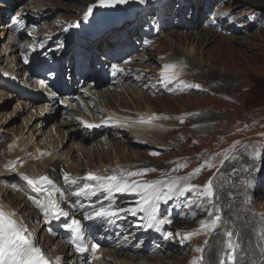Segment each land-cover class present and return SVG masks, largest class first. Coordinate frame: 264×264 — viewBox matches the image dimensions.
<instances>
[{"label":"rangeland","instance_id":"374dc122","mask_svg":"<svg viewBox=\"0 0 264 264\" xmlns=\"http://www.w3.org/2000/svg\"><path fill=\"white\" fill-rule=\"evenodd\" d=\"M92 1L9 0L7 2L0 0V11L6 13L3 15V19L1 18L0 27L2 23L13 27L12 36L15 41L17 40V47L23 46L25 49L30 41L37 42L33 40V36L46 40L50 39L52 33V36L57 37L54 34L62 33L64 29L67 30V25L79 19L85 6ZM209 1H211L210 6L207 5ZM195 3L197 4V12L194 13L190 10V8L193 9V0H187L181 13L174 11L171 6H167L163 15L159 17L153 13L143 16L144 28L129 36V41H132L131 48L136 52L119 62L120 67H125L126 70L133 72V78L136 80L133 81V84L130 81H124L122 82L123 86H115L120 90V98L125 105L128 101L126 96L122 94V90L129 91L127 96L132 97V99L130 98L132 101L136 99L135 105L142 112H145L147 110L145 107H147L158 113L157 115H166V117L170 115V117H182V119H174L175 127L171 125V129H168L171 132H167L165 136L156 140L155 145L132 143L131 140L127 142L126 139L124 141L121 139L122 141L118 143V138L96 136L83 147L93 146L94 152L90 158L92 163L100 160V162L108 165L117 161L120 162L119 164H123L124 158L130 157V160H135L136 163V166L130 171L144 168L156 169V171L146 175V179L149 180L167 177L164 174L168 173L169 167L165 163V159H170L168 162L171 163V168H175L177 158L185 156L180 160L183 165H186L182 167L180 177L188 176L196 168L204 165L201 172L192 176L193 179L190 181L192 185L197 186L196 191L202 189L208 179L214 177L215 174L213 186L217 196L213 198V205H205L201 200H198L196 191L188 192L185 196L186 200L181 205L169 204L172 207L170 210L176 215L173 220L175 230L171 231L174 235L172 240L175 241L172 245H176L174 247L176 250H172L174 252L171 251V253L170 251H163L156 256H164L168 252L167 255L159 259L154 257L155 260L149 256L141 258L142 260L135 259L139 260L138 262L146 264H194V262L195 264H218L223 261L224 264H233V257L235 256L236 264H262L261 261H264V0H196ZM38 4L43 5V7L38 8ZM2 8L10 9V11ZM24 9L33 11L29 20L21 18L27 14V12L22 13L21 10ZM211 11H213L211 13L213 17L223 19L222 26L227 28L216 29L211 25L213 20H207L208 16H206ZM203 20L207 22H202ZM17 22L20 23L14 26ZM22 22L25 25H22ZM65 22L66 26H64ZM198 23L201 25L192 27ZM207 23L209 24L206 25ZM49 24L55 30L52 33L47 29ZM202 29L204 31L201 32ZM195 31L199 32L190 33ZM215 32H218V35ZM2 34L3 31L1 30L0 37ZM210 37L212 38L210 39ZM11 38L9 36V40L0 46L2 53ZM67 38L68 36L65 35V39ZM139 43H143V47ZM11 48L14 50L13 47ZM24 49L19 51L17 55L15 54L17 57L14 64L15 71L18 68L16 65L20 66L21 64L19 57H29L24 54ZM0 61L2 62L0 68L2 67L1 69L7 71V59L3 58L2 61L0 58ZM169 64L177 66L175 70H179V72L176 71L179 74L178 81L165 83L160 74L164 72V66ZM25 77L23 75L19 79L22 80ZM141 80L146 81L145 84L142 86H139L138 83L135 84ZM196 84L200 85V89L185 87V85ZM107 88H111V86H98L96 91L103 94ZM138 93H142L139 98ZM14 96L10 89L0 87V134L3 135L7 131V122L10 120L13 123L8 130L10 134L13 133L14 135H18L22 130L25 120L33 124L31 128H34V123H37L36 117L32 116V113L39 111L32 112L33 108L25 110L18 98ZM144 96L145 99H142ZM90 102L96 106L99 104L94 99ZM115 103L117 102L113 100V102H109V106L114 108ZM42 104L40 101L37 102L39 106ZM222 104H224L223 109H230V117L229 113L224 111L218 114L214 112ZM74 106L59 107L49 111L47 130L49 131L54 126V132H57L59 137L67 139L66 134H68V139H70L69 137L75 132L71 129L75 127L71 118L75 108H77L75 104ZM97 115H101L100 111L97 112ZM220 119H222L221 123L224 127L218 126ZM229 121L235 125L236 129L240 130L231 137L239 135V140L228 141L221 145L218 143L220 137H226L229 133L227 129H231L226 127ZM61 133H64V137ZM186 140L188 145H191L190 148L185 144ZM233 145H235L234 149ZM245 145L249 146L247 150L244 148ZM71 146V143H67L64 149ZM163 146L170 149L162 150L164 155L172 151L175 152L162 157L164 160L157 157V150ZM226 146L230 149L232 156L226 159L220 167L219 163L222 159H212L211 156L202 152L211 151L217 155ZM151 151L156 153L155 159L149 157ZM189 153L194 156H186ZM256 153H259V156L253 161V156ZM72 156H75L74 153ZM140 158H144L148 162L146 163L144 159L140 160ZM122 160L124 161L122 162ZM206 161H209L213 166L208 167ZM18 162L16 161V163ZM245 168L253 169L251 175L259 177L258 183L252 188L244 186L243 182L248 175L244 171ZM233 169L239 171L233 174ZM255 169H259V171L257 172ZM173 174H175L174 171H171L170 175ZM176 176L174 175V177ZM2 180L4 183L5 180L9 183L6 187L12 188L15 191V196L20 198L28 196V193L24 192L23 186L25 185H20L16 178H2ZM18 184L19 186H17ZM3 185L5 184L1 182L0 197H3ZM6 197L11 199L13 195L9 194ZM115 197H120L122 200L129 199L124 194H116ZM137 200L139 198L126 202L134 204ZM23 201L28 205L30 204L28 197ZM174 202L178 203L179 200L176 198ZM214 205H219L218 214L221 215L222 222L213 232L200 230L199 221L210 219L205 208H210L216 214ZM21 207L22 204L19 208ZM31 207L30 204L21 219L27 223V228L33 231L38 227V224L35 223V217L31 221L27 220L30 218L27 213ZM98 229L99 232L105 231L104 228ZM118 230L120 231V227ZM197 230H199V234L189 238L188 243L176 241L180 239L179 236H186L187 233ZM225 230L234 234L231 237L235 249L234 253L227 249L229 238L225 235ZM32 231L29 232L32 233ZM256 232L257 235H255ZM177 233L179 235H176ZM145 238V236L139 237V239ZM43 240L44 238L40 233L37 241L42 245ZM138 242L139 240L134 243ZM177 248L180 249L179 252H177ZM197 248L203 249V251L198 252L196 251ZM43 249L47 254H50L49 251H46L45 245H43ZM199 253L205 257L204 263L196 260V255ZM99 264L113 263L103 260Z\"/></svg>","mask_w":264,"mask_h":264},{"label":"bare ground","instance_id":"6f19581e","mask_svg":"<svg viewBox=\"0 0 264 264\" xmlns=\"http://www.w3.org/2000/svg\"><path fill=\"white\" fill-rule=\"evenodd\" d=\"M5 1L9 2V0H5ZM153 1L154 2H157V1L161 2L164 0H148L147 3H150ZM145 4L141 5V4L136 3V4H134L135 6H132V4H129V5H124V7L132 9L133 12H134V10L136 12H138V10L141 7H143ZM33 5H34V3H33ZM37 7L41 8V7H43V5L38 4ZM3 10L10 11V9H3ZM21 11H23L22 13L27 12L26 15L21 16V18L26 19V20H29L32 13H33V11L30 9H28V10L24 9ZM5 14L6 13H4L2 10L0 11V24H1V20L3 19L2 17ZM222 16H223V14H222ZM26 20H24V21L27 23ZM79 20L80 19H77V21H79ZM219 20H221V19L220 18L216 19V22L218 23ZM77 21H75L74 23H69L67 25L69 32H67L68 29L67 30L64 29V31H62V33L54 34V35H57V39H56V36H52L53 35L52 32H54L55 30H53V27L51 26L52 27L51 28L50 24H49L47 29L50 30V33H52L50 36L51 38L44 40L41 37L39 38L38 36H33V40L37 41L38 43L30 41L27 44V46L25 47V49L23 48V46L17 47V40L15 41V38H13V36H12V33L14 31L13 27L7 26L4 23H2V26L0 27V31L1 30L3 31V34L0 37V43H1L0 46L6 40H9L8 39L9 36L12 37L11 40L8 41L9 43L5 46L3 53L1 52V47H0V58L2 61H3V58L7 59V67H8L7 71L2 69L3 71L1 74L3 76H1L0 86H2V84H3L1 81H6L8 84H11L10 82H12L14 86L9 85V88H13L14 94H17L18 96L24 98L25 101L29 102V103H27L25 101L19 102L22 106L25 107V110L26 109L27 110L32 109L33 102L35 100L43 101L42 106H35L33 108V110L35 109V111H39V113L35 112L36 114L32 113V116L36 117L35 120L38 122L36 124L34 123V125H35L34 128H31L33 125V124H31V122H27L25 120V122L22 121L23 122V128L21 127L22 130L18 133V135H14L13 133L10 134L8 128L11 125V123H13L10 120L7 122L8 127L6 129L7 131L5 132V135L0 134V184H1V182H3V184H5V185H3L4 188L3 189L1 188L3 191V193H2L3 197H0V207H2L5 212L15 213V215L13 216V219L17 220L18 223L22 224L23 228L25 229L24 235L29 236L34 241V245L36 247H39L41 250H42L43 244H45L46 245L45 248H47L46 251L50 252V254L48 253L47 255L52 260L55 261L56 257H60L59 264H76L77 262H79V264H85V263L97 264V262H96L97 259H92L91 254H89V257L87 258V262L85 260L84 261H78L76 259L74 254L70 251L69 247L64 243V238H62L61 236H58V229L61 225H63L66 222L65 218L62 217L61 221L58 223H54L53 220H55V219H52L51 217H48L46 220L44 217L43 211L41 210V208H39L37 206L38 202L43 200V198H44L43 194H41L35 190L32 191L26 185L25 187L28 190L27 192L32 193V194L35 193L36 195H38V198L29 197V201H30V204H32L31 209L35 208L36 210L39 211V213L37 211H36V213L29 211L27 215H30V218H28L27 220L31 221L35 217V221H36L35 223H37L38 220L41 222L42 225L39 224L38 227H36V229H35V231H37L36 233L38 235L41 233L42 236L45 237V242L40 246L38 241H37L38 236H36L35 234L29 233V231L30 230L32 231V229L27 231L26 230L27 226H25V224H24L25 221L23 220L24 221L23 222L21 220V215L24 216V212H26L27 208L30 207V204L28 205L27 203L23 202V200L25 198L22 200V199H20V197L15 196L14 195L15 191L12 188H7L9 186L6 187V185H8L9 183L6 180L4 183L2 178L14 177L18 181L26 184V182L21 178L22 174L28 175L30 178H36L40 175H48L51 179H53L57 183L58 187L65 189V195L63 197H61V196L56 197L57 201L61 204V207H63L65 210L69 211L71 215H75L77 219H81L82 225H84L85 229H87V226L89 224H92V221H83L82 211L79 209V205L83 204L84 207H88L89 205L96 204L98 201H103L104 203H107V201L104 200V195L102 193H97L96 196L76 197L75 195H73V192L76 191L77 186L72 185L71 187H69L68 185H65L63 183V180H62V173L67 172L71 177H83L87 172H93V173H97V174H101V175H111L110 172L107 173V171L110 170L109 166H107L108 165L107 163L100 162V160H99V162H96V163L91 162L90 158L94 152L93 146H89L88 148L83 147L84 145H87V143L90 141V136L88 135V130H93L94 131L93 134L112 135L113 138L123 139V141L126 138V140L129 139V140L133 141V143L139 142L138 144L155 145L156 140H158L161 136H165L167 132H171L170 130L168 131V129H171L170 126L174 125V123H175L174 119H180V118L182 119V117H175V116L170 117V115L169 116L167 115L168 117H166V115L160 116V115H157L156 113H152L154 111L150 108L148 109L147 107H145L147 109L146 112H141L140 110L137 109V105H135L136 99H134L135 101H132L131 100L132 97H130L131 98L130 99L127 96V94L129 95V93H128L129 91H127V90L121 91L122 94L126 96V99L128 101L127 105H125L123 103L122 99L120 98V96H121L119 94L120 90H113V89H107L105 93L102 92L103 94L96 93V92L93 94L94 100H96V102L99 103L100 106H96L95 104L90 103L89 100L91 98V94H90L89 90L88 91L80 90V91L76 92V94L75 93L67 94L66 95L67 98H65V100L61 99V98L59 99L57 94H55L56 95L55 97L48 95V96H45L43 98H36L37 96L32 97V96H29L28 94H27V97H24L23 96L24 92H22L23 89H21L24 85V82H23V79L20 80L21 77H23V75H26L29 72L36 74L37 71L35 70V67L38 65L44 66V70L52 69L53 65H55L54 59L56 58L57 54L52 53L51 55L50 54L42 55L44 50H46V51L52 50L54 52L57 51L58 48H56L55 45H59L60 42L67 41V39H65V35H67V36H70L71 39L69 40V42H67L68 44L65 43L66 46H65V48L62 49V51L66 52V54H65L66 56H58L57 62H63L66 58L71 57L72 53L74 52V48H75L74 46L71 45V43L73 42V39H74L73 29L76 26ZM22 25H25V23L22 22ZM199 25H201V23L192 25V27H195V26L197 27ZM64 26H66V22H65ZM3 27H5V28H3ZM46 27H47V25H46ZM54 27H55V25H54ZM220 28L223 30L224 28H227V27H223L222 25H220ZM199 31L190 32V33L195 34ZM202 31H204V30L202 29L201 32ZM47 33H49V32H47ZM211 38L212 37H210V39ZM170 40H171V38H170ZM37 44H39V45L37 46ZM11 47H13L14 50ZM22 49H24V54L28 55L29 57L20 56L19 59L21 60V64H20V66L16 65V66H18V68L15 71L14 64L17 60L16 55ZM49 53H51V52H49ZM26 59L28 61L27 63H25ZM135 60H136V58H135ZM102 62H107V61L105 59H103ZM0 63H1V61H0ZM58 69L59 68H57L54 71L57 72ZM175 71L179 72V70H175ZM4 76L6 77V79H4ZM114 76H115L114 81H113L114 83L112 85H114V84H118V85L120 84L121 85V82L129 79V75L120 74V72L115 73ZM160 76H161V74H160ZM53 82H54V85L56 87H58L56 90L58 92L63 93L64 91H60V89L62 88V86L59 84L60 80L57 81V79H55V81H53ZM115 82H117V83H115ZM145 82L146 81L141 80L142 85L145 84ZM125 91H127V92H125ZM134 91H136V90H134ZM141 94L138 93V95H139L138 98L140 97ZM10 96H12V95H10ZM5 97H6V95H5ZM75 97H77L79 104L82 106L83 112L78 111L75 113V115H73V117H71L72 120L74 121L73 124H76L75 121H77L78 126H75V128L72 129V130H75V132L72 133V135L69 137L70 139H68V134H66L67 139H64V138H61V136L59 137L57 132H54L55 128L53 125H52L53 127L49 131L47 130L48 124H49V118H48L49 116L45 112H48L49 109L51 111L52 109H55V108L57 109L59 107H63L66 105L73 107L74 104H76ZM84 99L88 100L87 103ZM142 99H145V96ZM113 100L116 101L117 103H115L114 108H111L109 106V102H113ZM139 100H137V101H139ZM16 105L18 106L19 104H16ZM128 105H129V107H128ZM18 107L22 108L21 106H18ZM76 107H77L76 109H78V106H76ZM121 108H125V109H121ZM97 109L98 110L102 109L103 119L102 118L96 119L94 117L95 116L94 112H96ZM154 114L157 117H159V119L152 120L151 124H140L138 122L141 118L148 119L149 117L153 116ZM50 115H52V114H50ZM108 118H111V119L109 120ZM185 118H187V117L185 116ZM29 120H30V118H29ZM116 121L127 122V123L125 126H116V124H115ZM85 123L98 125V126L92 127V128L86 127V131H80L79 125L82 128H84L86 125ZM173 127H175V125ZM208 127H210V126H208ZM60 132H62V131H60ZM116 132H119V134H117ZM61 135H62V137H64V133H61ZM64 141H67V142L69 141L68 143L72 144L71 147L66 148V152H63V150H62V144L64 143ZM73 153L75 156H72ZM17 158H21V159H20L19 163L15 164V160ZM72 159H73V161H72ZM130 159H131L130 157L124 158V160H125V162L123 164L124 167L134 168L136 166L135 160H130ZM124 160H122V162ZM117 162L112 163V166L120 169V165ZM83 183H84V181H81V186ZM89 183L94 184L95 182H89ZM9 194L13 195V198L10 199L9 197H6ZM9 201H10V203H9ZM74 203L77 204V208L71 207V205ZM249 203H251V202H249ZM21 204H22V207L19 208V206H21ZM121 204H128L130 206L133 205V204H131V202L129 204L126 201H124ZM163 205H164V203L161 202V206H163ZM161 206H160V208H161ZM17 208H18V210H17ZM253 209H254V207H253ZM15 210H17V211H15ZM129 216H131V215H127V217H129ZM136 216H138V217H137V220H136V223L134 226L139 225L140 223H142V225L147 224L146 217L141 219L142 213H138ZM131 217H133V216H131ZM68 222H70V217L68 218ZM149 230L151 232H153V234H157L158 233L157 230H159V229L154 228V229H149ZM54 231H57V232H54ZM94 232H95V229L92 230L90 233L86 234V240H85L86 243L92 242ZM254 233H255V230H254ZM255 235H257V232ZM182 240H184V242H186L187 239L183 238ZM255 243H257V242H255ZM172 244H173V242L168 243L167 241H163V240H159V239L156 241H154L152 239H147V240H144L142 243L137 244L138 246L137 245H130L127 243L109 245L107 242H103V248L104 249L103 248L101 249L100 254L104 257L102 259L105 261H109L107 259V258H109L108 257L109 255H117L122 260L120 261V260L113 259L114 262L116 261L115 263L130 264V262H131L133 264V260L141 259V258L145 257V255H149V254L150 255H159L163 251L164 252L172 251V250L175 251L176 250V248H174L175 245H172ZM248 246H250V245H248ZM110 248H112L113 250H110ZM128 255H129V257L127 258ZM245 259H247V258H245ZM113 261H112V263H113ZM261 262H264V261H261Z\"/></svg>","mask_w":264,"mask_h":264},{"label":"snow or ice","instance_id":"6c2138e0","mask_svg":"<svg viewBox=\"0 0 264 264\" xmlns=\"http://www.w3.org/2000/svg\"><path fill=\"white\" fill-rule=\"evenodd\" d=\"M148 0H96V3L90 5L84 14V19H89L93 15L94 9L99 12V9H116L118 6H124L129 4H145ZM107 11L100 13V16L109 15ZM102 22V21H101ZM65 45H59V49H63ZM27 59L25 63H27ZM127 63V61H125ZM175 64H169L164 66V72L161 74V79L165 83H171L177 80L178 73L175 71ZM97 71L96 65L87 61V58H81L77 61L74 57L61 68L65 82L73 80L77 74L88 78L89 74ZM111 71L113 74L122 72L123 69L117 65H111ZM171 73V75H169ZM48 75L55 78L57 75L53 73L51 69L48 70ZM78 82V81H77ZM183 84V82L181 81ZM185 87H194L200 89V85H185ZM55 95V94H53ZM166 118V117H165ZM109 120L111 118H108ZM159 119L155 114L148 119L141 118L138 122L140 124H151L152 120ZM183 122V121H181ZM127 122L116 121V126H125ZM88 128L97 127L98 125L86 124ZM239 143V142H237ZM249 146L245 145L244 148L247 150ZM235 145H233V149ZM154 155L156 153H153ZM259 156L256 153L253 156V161ZM231 158L225 154L224 159ZM14 163V162H13ZM208 167L213 165L209 162H205ZM224 161H221V166ZM186 165H179V167H185ZM204 165L198 167L193 173L188 176H176L172 177L168 173L164 175L167 179H144L150 172L156 171V169H139L135 171L113 169L111 175H101L93 172L86 173L83 177H71L67 172L62 173V180L65 185L71 187L76 185L77 189L73 192L76 197H89L96 196L97 193L104 195L103 201H98L96 204L84 207L83 204L79 205V209L82 211L83 221H92V224L87 226L82 225L81 219H77L75 215H71L69 211L61 207V204L57 201L56 196L60 194L61 197L65 195V189L57 186V183L51 179L48 175H40L36 178H30L28 175L22 174L21 178L35 191L43 194V200L38 202L37 206L41 208L44 213V217L47 220L48 217L58 220L65 218L63 227L66 228L70 234V243L73 245L75 251L78 254H84L89 250L92 252V259H100L95 253L99 249L98 244H91L90 248L88 243L85 242L86 234L96 229V222L99 221L101 224L104 222L112 223L114 220L119 219L122 215L136 216L138 213H145L147 220L146 227L148 229H160L166 224H171L172 219L167 215V210L162 216H158L157 213L160 209L161 202L167 204L173 199L184 197L186 193L196 191L197 186L189 183L192 176L199 174ZM177 169H173L176 171ZM239 170L233 169V174H236ZM244 171L248 174L244 180V186L246 188L254 187L259 180L258 176L253 177L251 175L253 169L245 168ZM259 171V169H255ZM215 177V174H214ZM214 177H210L206 184L196 191L197 199L201 200L205 205H213V198L217 196V192L214 190ZM138 178V179H136ZM81 181L84 183L81 186ZM89 182H95L89 183ZM116 194H131L138 196L137 200L133 205L127 207H118L115 204ZM218 198V197H217ZM72 208H77V204H72ZM216 208V214L210 209L205 208L208 213V220H200V230H206L207 232H213L217 229L218 225L222 222L221 215L219 212V205H214ZM15 213H8L0 207V264H53V261L47 259L39 247L34 245V241L24 235L25 229L21 223L13 219ZM70 217V222L68 218ZM144 225H141L143 227ZM199 234V230L189 232L184 239H189L194 235ZM176 235H179L177 233ZM225 235L229 238L227 243V249L229 252L235 251L234 245L231 242V237L234 235L231 231L225 230ZM165 239L174 238L173 233H167ZM238 246V245H237ZM196 251L201 252L203 249L197 248ZM245 256L247 254H244ZM60 257H56L55 264H59ZM195 264V262H194ZM220 264H224L223 261ZM233 264H236V258L233 257ZM264 264V262H262Z\"/></svg>","mask_w":264,"mask_h":264}]
</instances>
